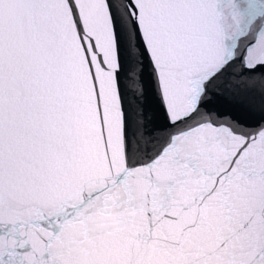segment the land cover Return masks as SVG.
Returning <instances> with one entry per match:
<instances>
[{
    "label": "snow or ice",
    "instance_id": "1",
    "mask_svg": "<svg viewBox=\"0 0 264 264\" xmlns=\"http://www.w3.org/2000/svg\"><path fill=\"white\" fill-rule=\"evenodd\" d=\"M0 264H264V0H0Z\"/></svg>",
    "mask_w": 264,
    "mask_h": 264
},
{
    "label": "water",
    "instance_id": "2",
    "mask_svg": "<svg viewBox=\"0 0 264 264\" xmlns=\"http://www.w3.org/2000/svg\"><path fill=\"white\" fill-rule=\"evenodd\" d=\"M220 93V89H217L213 95L212 103L210 107L215 110L225 112L232 117L236 118L237 120H243L245 122L251 123L252 122V114L249 111L246 101H233L227 102L223 99H218V95Z\"/></svg>",
    "mask_w": 264,
    "mask_h": 264
}]
</instances>
